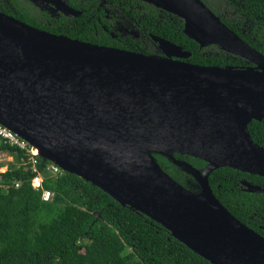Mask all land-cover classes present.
<instances>
[{
	"label": "water",
	"instance_id": "1",
	"mask_svg": "<svg viewBox=\"0 0 264 264\" xmlns=\"http://www.w3.org/2000/svg\"><path fill=\"white\" fill-rule=\"evenodd\" d=\"M139 1L181 18L202 48L218 46L252 66L192 65L190 53L156 36L160 55L93 45L0 12V35L15 50L0 45V123L210 263L264 264V237L237 220L209 183L221 167L264 178V147L249 131L264 120V54L201 0ZM135 142L157 147L154 155L171 158L200 192L177 183L154 155L138 156ZM176 155L207 166L197 170Z\"/></svg>",
	"mask_w": 264,
	"mask_h": 264
},
{
	"label": "trees",
	"instance_id": "2",
	"mask_svg": "<svg viewBox=\"0 0 264 264\" xmlns=\"http://www.w3.org/2000/svg\"><path fill=\"white\" fill-rule=\"evenodd\" d=\"M109 1L115 5L114 21L119 25L116 29L106 17L111 3L100 10L101 23L97 28L94 22H70L63 15L51 17L33 6H26L25 10L17 0L12 2L15 6L0 2V11L41 31L93 45L159 55L151 40V36H156L190 53L185 61L192 65L240 69L252 66L218 46L202 48L184 34L181 18L152 4L139 0ZM201 1L243 42L264 54V0ZM84 2L71 0L70 5L81 8ZM100 3L96 0V4ZM132 31L139 34L138 39L130 34ZM249 131L254 142L264 147V120L252 122ZM0 153L14 158L7 171L0 172V264H212L163 226L128 206L123 207L93 184L67 172L55 178L48 169L51 162L41 157L38 169L44 176L43 189H34L28 155L2 140ZM175 158L200 171L207 166L192 157ZM154 159L181 186L200 192V188L193 187L196 179L171 158L155 154ZM244 181L264 188L263 177L228 167L214 170L209 177L210 187L221 204L264 237V195L247 192ZM43 190L52 193L50 202L43 200Z\"/></svg>",
	"mask_w": 264,
	"mask_h": 264
},
{
	"label": "flooded vegetation",
	"instance_id": "3",
	"mask_svg": "<svg viewBox=\"0 0 264 264\" xmlns=\"http://www.w3.org/2000/svg\"><path fill=\"white\" fill-rule=\"evenodd\" d=\"M11 2V6H15L13 0H1L0 2ZM16 1V0H14ZM71 0H17V2H22L23 3V9L26 10V6H33L36 9H39L40 12L42 13H47L51 17H54L55 15H60L66 17L65 19H68L70 22L75 21L76 23L81 22V21H86L88 20L89 22H94L95 27L97 28V24L101 23L100 21V16L99 13L100 10L103 9L104 6L110 5V9L107 12L106 17L110 19V25L113 29H116L119 25L117 22L114 21V15H115V5L113 2L109 0H100V4H96V0L90 1V0H85L84 5H81V8H77L73 5H70ZM99 0H97V3ZM24 3L26 4L24 6ZM30 8V7H28ZM27 8V10H28ZM2 12V11H0ZM3 13V12H2ZM5 14V13H4ZM7 15V14H6ZM9 16V15H8ZM12 17V16H10ZM14 18V17H13ZM16 19V18H15ZM18 20V19H17ZM20 21V20H19ZM23 22V21H21ZM31 27L27 22H23ZM35 29H39L36 27H33ZM103 29H108L106 26L102 25ZM124 30V29H120ZM112 37L116 38V35L113 32H109ZM135 39L139 38V34L135 31H132L130 33ZM155 36H151L152 42L156 45V47L159 50V44L154 40ZM160 52V51H159ZM161 54V53H160ZM159 54V55H160Z\"/></svg>",
	"mask_w": 264,
	"mask_h": 264
},
{
	"label": "built area",
	"instance_id": "4",
	"mask_svg": "<svg viewBox=\"0 0 264 264\" xmlns=\"http://www.w3.org/2000/svg\"><path fill=\"white\" fill-rule=\"evenodd\" d=\"M0 140H2L6 145L10 147L24 151L28 155L29 165H30L29 168L32 169L34 174V179L32 181L33 188L37 190L43 189L44 176L38 169L39 161H40L39 157L42 158V155L38 152V148L33 147L30 143H28L26 140L21 138L15 132L11 131L1 123H0ZM10 158L11 157L9 154L0 153V160H3L2 162H5L6 159L8 160ZM43 160L45 159L43 158ZM1 167H0V171H2ZM8 168L9 167L7 166V169ZM48 169L51 171V174L55 178L60 177L65 172L62 168H60L58 165H55L53 163H51ZM19 186L20 185L17 184V187ZM52 198L53 195L51 192L47 190H43V200L45 202H50Z\"/></svg>",
	"mask_w": 264,
	"mask_h": 264
},
{
	"label": "bare ground",
	"instance_id": "5",
	"mask_svg": "<svg viewBox=\"0 0 264 264\" xmlns=\"http://www.w3.org/2000/svg\"><path fill=\"white\" fill-rule=\"evenodd\" d=\"M0 45L3 47H8L11 50H14L13 47L0 35ZM15 51V50H14ZM133 151L140 156L144 160H149L151 157H153L155 150L157 147L149 144V143H142V142H135L131 145ZM38 152L40 154H44L43 150H39ZM170 154H173L172 151H169Z\"/></svg>",
	"mask_w": 264,
	"mask_h": 264
},
{
	"label": "rangeland",
	"instance_id": "6",
	"mask_svg": "<svg viewBox=\"0 0 264 264\" xmlns=\"http://www.w3.org/2000/svg\"><path fill=\"white\" fill-rule=\"evenodd\" d=\"M3 160H0V165H5L4 166V168H6L7 167V163L8 162H2ZM9 165H11L12 164V162H10V163H8ZM7 170V169H6ZM0 172H4V171H0ZM193 187H195V188H200V186H199V184H198V182H197V184H195Z\"/></svg>",
	"mask_w": 264,
	"mask_h": 264
},
{
	"label": "crops",
	"instance_id": "7",
	"mask_svg": "<svg viewBox=\"0 0 264 264\" xmlns=\"http://www.w3.org/2000/svg\"><path fill=\"white\" fill-rule=\"evenodd\" d=\"M10 157H11V158L8 159V160L6 159L5 162H8V163L12 162V163H13V162H14V158H13L12 156H10ZM8 163H7V166L9 167V164H8ZM4 166H5V165L2 164V167H1L2 171H6V169H7V167L4 168Z\"/></svg>",
	"mask_w": 264,
	"mask_h": 264
},
{
	"label": "clouds",
	"instance_id": "8",
	"mask_svg": "<svg viewBox=\"0 0 264 264\" xmlns=\"http://www.w3.org/2000/svg\"><path fill=\"white\" fill-rule=\"evenodd\" d=\"M6 171H7V170H6ZM6 171H5V172H6Z\"/></svg>",
	"mask_w": 264,
	"mask_h": 264
}]
</instances>
